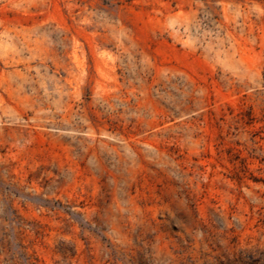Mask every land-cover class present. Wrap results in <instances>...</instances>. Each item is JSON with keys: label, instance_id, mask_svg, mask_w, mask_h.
Wrapping results in <instances>:
<instances>
[{"label": "rangeland", "instance_id": "obj_1", "mask_svg": "<svg viewBox=\"0 0 264 264\" xmlns=\"http://www.w3.org/2000/svg\"><path fill=\"white\" fill-rule=\"evenodd\" d=\"M0 264H264V0H0Z\"/></svg>", "mask_w": 264, "mask_h": 264}]
</instances>
